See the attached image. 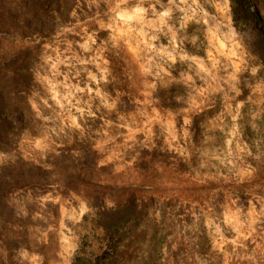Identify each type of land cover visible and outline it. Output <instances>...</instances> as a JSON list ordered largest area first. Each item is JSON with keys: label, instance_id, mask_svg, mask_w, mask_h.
Masks as SVG:
<instances>
[{"label": "clouds", "instance_id": "9594fccd", "mask_svg": "<svg viewBox=\"0 0 264 264\" xmlns=\"http://www.w3.org/2000/svg\"><path fill=\"white\" fill-rule=\"evenodd\" d=\"M5 183L0 264H264V0H0Z\"/></svg>", "mask_w": 264, "mask_h": 264}, {"label": "rangeland", "instance_id": "374dc122", "mask_svg": "<svg viewBox=\"0 0 264 264\" xmlns=\"http://www.w3.org/2000/svg\"><path fill=\"white\" fill-rule=\"evenodd\" d=\"M32 175L37 178V180H38L39 183H41V184L43 183V176H42V174L32 172ZM27 186H29V183H28V181L25 180L24 173L23 172H20L18 174L17 178H16V187L17 188H24V187H27ZM0 189H1V199L4 196H6L8 192L12 191V187L9 186V185H7L6 183L0 185ZM4 207L6 208V205H4ZM10 215H11L10 213H6L5 219L10 218Z\"/></svg>", "mask_w": 264, "mask_h": 264}, {"label": "trees", "instance_id": "16d2710c", "mask_svg": "<svg viewBox=\"0 0 264 264\" xmlns=\"http://www.w3.org/2000/svg\"><path fill=\"white\" fill-rule=\"evenodd\" d=\"M0 206H3L4 207V205L2 203V199H1V189H0Z\"/></svg>", "mask_w": 264, "mask_h": 264}]
</instances>
